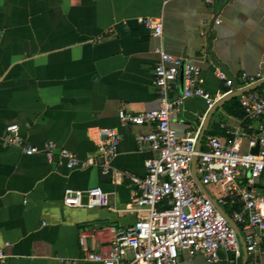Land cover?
<instances>
[{"label":"crops","instance_id":"obj_1","mask_svg":"<svg viewBox=\"0 0 264 264\" xmlns=\"http://www.w3.org/2000/svg\"><path fill=\"white\" fill-rule=\"evenodd\" d=\"M145 16L163 18L160 37L138 21ZM158 48L199 65V85L212 94L226 88L216 69L240 85L242 72L264 73V0H0V247L8 255L0 264H101L87 253L108 250L111 228L138 218L130 177L146 174L149 153L138 147L137 135L152 126L123 123L119 112L158 107ZM263 89L264 83L250 90ZM226 102L206 120L205 100L189 97L171 124L180 136L205 125L200 146L208 132L228 141L235 139L229 131L262 133L264 115L250 119ZM10 123L18 124L23 145L52 143L53 154H27L7 143ZM102 128L120 134L109 164L99 159ZM240 146L250 150L244 137ZM62 149L97 164L69 167L58 155ZM95 186L107 192L108 206L64 205L67 188ZM249 187L264 194V179ZM221 256L211 263L183 251L179 264H226L229 256ZM256 261L264 264V253L246 264Z\"/></svg>","mask_w":264,"mask_h":264},{"label":"built area","instance_id":"obj_2","mask_svg":"<svg viewBox=\"0 0 264 264\" xmlns=\"http://www.w3.org/2000/svg\"><path fill=\"white\" fill-rule=\"evenodd\" d=\"M213 4L215 0H204ZM151 35L163 34L162 17H139ZM209 21L204 20L203 25ZM216 16L214 23H220ZM204 34L205 30L202 29ZM159 61L154 67L153 82L159 96L157 108L132 114L120 110L123 123L151 125L152 130L137 135L140 149L149 153L145 161L146 174L131 176L135 185L133 209L138 218L125 227H112L113 237L108 250L88 252L86 259L101 264H179L180 254L188 251L192 256L200 253L208 262L221 261L222 253L229 257L226 264H239L242 255L241 241L228 222V215L239 227L246 243L248 257L264 253V194L249 187L264 179V128L259 135L248 131H229L234 141L208 135L196 149L200 128L180 136L171 124V116L193 96L202 97L207 112L216 102L231 93L256 84L264 79V73L242 72L241 84L220 69H216L225 90L212 94L199 84L202 82L201 67L157 49ZM183 67V85L176 93ZM239 103L246 116L259 119L264 115V89L249 90L239 95ZM248 140L249 151L240 146L242 138ZM5 141L16 145L27 154L40 151L53 154V144L43 149L25 146L19 135L17 123L6 126ZM120 134L114 128L98 130L99 159L109 164L116 154ZM259 144L257 153L251 149ZM59 157L69 167L96 165L98 159L87 157L80 160L68 149H62ZM197 157L196 174L207 193L198 185L193 171V158ZM244 179V180H243ZM208 189H212L208 192ZM87 197V201L84 198ZM63 203L69 207H106L107 192L101 186L88 189L67 188ZM226 213V215L220 210ZM132 255L128 256L127 252ZM7 254L0 247V262ZM255 264H261L256 261Z\"/></svg>","mask_w":264,"mask_h":264},{"label":"water","instance_id":"obj_3","mask_svg":"<svg viewBox=\"0 0 264 264\" xmlns=\"http://www.w3.org/2000/svg\"><path fill=\"white\" fill-rule=\"evenodd\" d=\"M179 80H180V83H181V86L183 85V67H181V70H180V75H179ZM264 83V79L260 80L259 82H257L256 84L254 85H251L243 90H239V91H233L231 93H228L226 96H224L223 98L219 99L216 104L209 110L208 114H207V117H206V120L211 117V115L213 114V112L221 106L222 103L226 102L227 100L233 98V97H236L238 95H240L241 93L245 92V91H249L250 89H252L254 86L256 85H259V84H263ZM204 131H205V125L200 133V137L198 139V143H197V146H196V149L199 148V145L201 144L202 140H203V136H204ZM259 150V144H257L255 147H253L251 149V152L253 153H257ZM196 161H197V157L195 156L193 158V171H194V174H195V179L198 183V185L201 187L202 191L205 192L206 194L207 191L206 189L203 187V185L201 184V181L199 179V177L197 176L196 174ZM84 201H87V197L84 198ZM220 210L226 215V213L220 208ZM227 217V220L228 222L232 225V227L234 228L238 238L240 239L241 241V246H242V255H243V264H246L247 260H248V252H247V247H246V243L244 241V238H243V235L238 227V225L228 216L226 215Z\"/></svg>","mask_w":264,"mask_h":264},{"label":"trees","instance_id":"obj_4","mask_svg":"<svg viewBox=\"0 0 264 264\" xmlns=\"http://www.w3.org/2000/svg\"><path fill=\"white\" fill-rule=\"evenodd\" d=\"M225 107L231 111L236 112V113H238L241 110V106H240L239 101L236 97H234V98L230 99L228 102H226ZM208 135H212V133L208 132Z\"/></svg>","mask_w":264,"mask_h":264}]
</instances>
